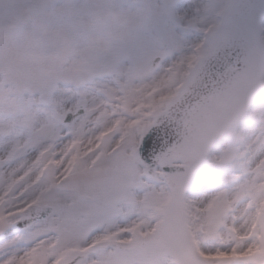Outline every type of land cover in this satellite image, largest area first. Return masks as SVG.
I'll use <instances>...</instances> for the list:
<instances>
[{"label":"snow or ice","instance_id":"snow-or-ice-1","mask_svg":"<svg viewBox=\"0 0 264 264\" xmlns=\"http://www.w3.org/2000/svg\"><path fill=\"white\" fill-rule=\"evenodd\" d=\"M0 264H264V0H0Z\"/></svg>","mask_w":264,"mask_h":264}]
</instances>
